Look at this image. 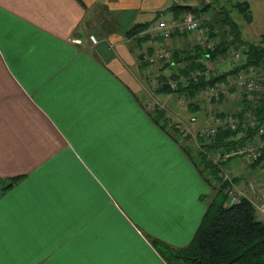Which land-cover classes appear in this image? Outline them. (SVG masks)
Instances as JSON below:
<instances>
[{
    "label": "crops",
    "instance_id": "crops-1",
    "mask_svg": "<svg viewBox=\"0 0 264 264\" xmlns=\"http://www.w3.org/2000/svg\"><path fill=\"white\" fill-rule=\"evenodd\" d=\"M182 1L0 0V264H183L154 241L190 247L213 190L176 137L199 127L160 88L214 38L126 36L174 20V4L197 7ZM163 48L178 62H142ZM226 98L216 106L239 118L242 98ZM189 111L209 125L204 107ZM262 165L251 178L261 184Z\"/></svg>",
    "mask_w": 264,
    "mask_h": 264
},
{
    "label": "trees",
    "instance_id": "trees-1",
    "mask_svg": "<svg viewBox=\"0 0 264 264\" xmlns=\"http://www.w3.org/2000/svg\"><path fill=\"white\" fill-rule=\"evenodd\" d=\"M243 5L245 6V4ZM168 10L174 13V19L181 18V14L186 15L188 13H193L197 17L207 12L201 7H191L188 9L178 4L172 5ZM248 10L249 8H247V11ZM248 20L250 21V17ZM222 21L227 23V19ZM153 24L154 22L136 24L126 32V36L130 38L136 37L138 42H146L151 38L149 35H144V33ZM212 31L213 29L211 28L209 30L210 37L214 38L215 34L212 33ZM236 35L235 37H237L236 39L238 40V33H236ZM262 41L264 42V39ZM246 46V61L243 66L236 67L220 76L211 74L208 78L202 76L193 79L191 76L194 73L197 71L205 72L206 70L205 66L195 63L197 62L198 56L208 58L209 61H215L218 57L226 55L230 49V45L224 42L215 45L212 51H208L204 46L197 47L193 57L191 56L186 59L187 61L194 60L195 62L193 61L191 63H195L197 67L194 68L193 64L192 67L190 63L185 70L173 74L171 78L168 79L179 80L182 75L188 79L187 82L185 84L179 83L178 90L172 92L166 84L168 80L162 81L160 91H168L174 94L184 93L188 97H193L200 89L226 81L229 77L237 74L241 70L247 71L251 68L261 67L264 64V48L254 45ZM177 60L176 53H174L173 62H178ZM242 103L244 108L242 114L239 115V119L244 121L247 111L251 108H248L247 105H245L246 103ZM192 106L193 105H190V107ZM253 112L255 121L259 125L264 124V93L256 108L253 109ZM255 134L253 130L240 126L236 131H220L209 143L200 139V141H202V146L198 155L200 163L196 162L197 168H199L206 182L212 187L215 196L208 205L204 220L190 247L183 250H174L154 241L158 250L169 262L178 261L183 264H264V222L259 219L254 208L247 201H243L235 206H226L225 192L218 189L216 190L214 186V183L219 184L221 182L220 167L227 166L234 159L230 158L226 161H222L220 165H215L207 159L208 153L219 152L223 154L230 152L236 147L247 143ZM193 161L195 162L196 159ZM260 164L261 162H257L250 166L255 167ZM201 165L204 166L203 169H201ZM205 173H207V176ZM235 181L237 182L236 179ZM7 186L10 187L12 185ZM213 186L215 188H213ZM6 188L5 186L0 187V192Z\"/></svg>",
    "mask_w": 264,
    "mask_h": 264
},
{
    "label": "built area",
    "instance_id": "built-area-1",
    "mask_svg": "<svg viewBox=\"0 0 264 264\" xmlns=\"http://www.w3.org/2000/svg\"><path fill=\"white\" fill-rule=\"evenodd\" d=\"M203 20L197 18L193 13H188L179 19H174L170 22L164 20L157 21L152 25L144 35H149L151 39H162L164 41H170L176 33H197L201 28ZM101 38L97 35H90L89 41L92 45L98 46L101 43ZM204 47L208 51H212L215 48L213 42H207ZM227 57H230L234 62H239L242 59L240 53L234 51L227 52ZM142 62L150 66H164L166 63H170L174 59V52L171 49L163 48L155 53L144 52L142 55ZM208 60V58H207ZM222 59H220L221 61ZM212 62L208 60V68L205 72L197 71L191 77L196 79L198 77L208 78L211 75ZM188 79L185 77H180L179 80H168L167 85L172 92H175L179 88V83L185 84ZM231 82L236 88L240 89L242 94V102L246 103L247 107L251 108L247 111L245 115V120L241 121L234 115H228L223 113L219 106L215 108L208 109L209 105L213 103L218 104L221 98L228 94V84ZM264 93V87L256 80L254 73L251 69L241 70L237 74L229 77L226 81L216 83L215 85L207 86L200 89L193 97H188L184 93H177L178 104L180 106L199 105L202 102L205 103L206 118L209 120V125L207 128L199 131L196 137L205 140L209 143L214 139L220 131L232 130L236 131L240 126L243 128L251 129L256 134L247 143L236 147L227 153H209L213 155L212 160L215 165H220L222 161H226L230 158L233 159H244L248 164L252 165L257 162L264 164V124L259 125L255 121L253 109L258 105L262 94ZM148 109L151 104H149ZM191 123H196L197 118L193 117L190 119ZM177 126H175L176 128ZM174 128V127H173ZM179 129V128H178ZM181 136L184 138L187 136L181 132ZM195 137V136H194ZM220 178L221 182L218 184L221 186H226V206H235L243 201L249 202L258 215L259 219L264 222V184H259L254 181L247 182L244 188L238 187L237 182L231 177L230 173L227 171L226 166L220 167Z\"/></svg>",
    "mask_w": 264,
    "mask_h": 264
},
{
    "label": "rangeland",
    "instance_id": "rangeland-1",
    "mask_svg": "<svg viewBox=\"0 0 264 264\" xmlns=\"http://www.w3.org/2000/svg\"><path fill=\"white\" fill-rule=\"evenodd\" d=\"M175 1L177 3H184V1L182 0H175ZM188 1L190 4L193 3L197 5V7L204 8L207 11V13L197 16L199 19L203 20L199 31L206 30L207 32H209V30L212 28L213 29L212 33L215 34V37L213 39L214 41L212 40L214 45H218L219 43L224 42L227 45H230V49L228 52L231 53L232 51H234L236 53H240L242 56V59L239 62H234L230 57H227V55L218 57V59L212 62V67H213V69L211 70L212 75L220 76L225 73H228L229 71H231L236 67L243 66L246 61V55H245V51L247 50L246 45H254L257 47L264 48V42L262 41L264 39V0H188ZM243 4H245V6ZM247 8H249L248 10L249 12L247 11ZM166 16L169 17V14L166 13ZM248 16L250 17V21L248 20L249 18ZM224 19H227V23L222 21ZM90 23L93 24L94 26L97 25L98 22L94 20L93 23L92 22ZM101 31H104V29H102ZM236 33H238V40L236 39L237 37H235ZM220 59L222 60L220 61ZM164 66L167 65L165 64ZM251 70L253 71L256 80L264 87V64L258 68H251ZM227 90H228L227 92L228 94L224 95L220 101L227 99L226 97H229V104L233 106L234 105V104L232 105L233 100L237 101V99L242 98L243 92L240 89L236 88L234 85H232L231 82H229ZM175 96L176 94H174V97ZM206 106L208 105H206L203 102L198 105V107H204L206 112L208 109L211 110V108H215L216 104L213 103L212 105H209L208 109H206ZM180 109L186 110V119L188 123H190L189 120L192 117L197 118L198 122L196 124L194 123L193 124L190 123V124L193 125V127H199V128L196 134L194 135L187 134V136L184 137V139L180 134L179 136L176 135V137H178L179 141L182 140L183 143H185V145L187 142V147L192 152L193 156L196 158L197 163H200L199 162L200 159L198 155L200 152V148L202 146V141H200V138L199 137L197 138L196 135H198L199 131L207 128L208 124L207 125L203 124L202 126H199L201 118L204 116V114L202 113L203 111L202 112L189 111L190 105H187V107L184 108L180 107ZM187 112L189 113L187 114ZM212 157L214 156L210 155L209 153L207 154V159L211 162L216 160V159H212ZM201 166H202L201 169H203L204 166L203 165ZM262 168L264 169V164L262 165ZM226 169L230 173L231 177H233L234 180L236 179L237 182L240 181L239 183L242 185H246L247 182H250L251 178L255 173V167L250 166V164H248L245 159L244 161H242L241 159L232 160L226 166ZM261 171L264 174V170H259V172ZM254 182L259 183L257 181ZM215 184L216 183H214L216 190L218 189L221 190L222 192H225L226 186L224 187L223 185L221 186V188H219L220 185L218 184L215 185ZM214 186L213 188H215ZM214 196L215 193L213 192L212 198H214ZM207 202L209 203V198Z\"/></svg>",
    "mask_w": 264,
    "mask_h": 264
},
{
    "label": "water",
    "instance_id": "water-1",
    "mask_svg": "<svg viewBox=\"0 0 264 264\" xmlns=\"http://www.w3.org/2000/svg\"><path fill=\"white\" fill-rule=\"evenodd\" d=\"M184 8H188V9H190L191 7H190V6H187V7H184ZM160 17H161V14L158 12V13H157L156 20H158Z\"/></svg>",
    "mask_w": 264,
    "mask_h": 264
}]
</instances>
